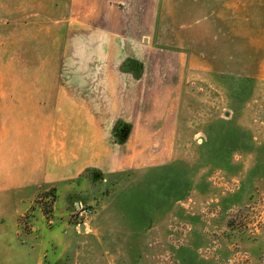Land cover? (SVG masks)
I'll return each instance as SVG.
<instances>
[{
  "label": "rangeland",
  "instance_id": "obj_1",
  "mask_svg": "<svg viewBox=\"0 0 264 264\" xmlns=\"http://www.w3.org/2000/svg\"><path fill=\"white\" fill-rule=\"evenodd\" d=\"M61 1L0 0L2 111L15 90L49 88L63 72ZM211 3L165 1L173 15L156 18L154 63L123 64L136 76L176 75L169 161L112 173L88 167L76 179L78 201L59 193L55 204L56 188L43 190L19 219L0 203V264H264V0ZM206 9L219 15H185ZM152 99L161 116L166 102ZM151 116L141 110L138 124ZM129 130L115 127V143ZM77 205L90 213L80 217ZM39 219L31 239L24 232ZM55 235L70 240L59 246Z\"/></svg>",
  "mask_w": 264,
  "mask_h": 264
},
{
  "label": "crops",
  "instance_id": "obj_2",
  "mask_svg": "<svg viewBox=\"0 0 264 264\" xmlns=\"http://www.w3.org/2000/svg\"><path fill=\"white\" fill-rule=\"evenodd\" d=\"M165 1L58 3L64 18L60 24L59 62L63 72L48 78L52 81L49 88L39 87L35 82L33 89L15 90L18 95H10L8 102L13 107L9 113L2 111L5 107L2 109L1 103L5 102L0 101V113H11L14 118L0 121V203L16 208L20 213H14L17 219L32 215L29 211L43 190L56 188L55 204L59 193H64L68 202L78 201L74 195L76 179L88 167L112 173L169 161L168 143L176 116L173 105L180 89L175 83L176 75L145 71L136 76L123 70L128 58L140 59L146 65L154 63L156 18L173 15L166 9ZM203 1L213 4L220 0ZM206 10L210 14L185 15H219ZM34 78L42 79L37 74ZM155 96L166 102L157 109L156 115L161 116L156 117V100L147 102L148 97ZM148 104L149 111L140 108ZM141 110L143 114L152 113L149 120H142L146 123L142 127L138 124ZM124 123L130 130L124 142L115 143L113 131ZM140 128L146 132L137 130ZM156 128L163 132H154ZM38 211L34 210V221L38 219ZM41 224L39 219L25 235L38 238L35 229H40ZM54 237L58 245L64 239L70 240V236Z\"/></svg>",
  "mask_w": 264,
  "mask_h": 264
},
{
  "label": "built area",
  "instance_id": "obj_3",
  "mask_svg": "<svg viewBox=\"0 0 264 264\" xmlns=\"http://www.w3.org/2000/svg\"><path fill=\"white\" fill-rule=\"evenodd\" d=\"M78 214L80 217L85 216L90 213V209H86L84 206L77 205Z\"/></svg>",
  "mask_w": 264,
  "mask_h": 264
},
{
  "label": "water",
  "instance_id": "obj_4",
  "mask_svg": "<svg viewBox=\"0 0 264 264\" xmlns=\"http://www.w3.org/2000/svg\"><path fill=\"white\" fill-rule=\"evenodd\" d=\"M81 229L83 230V229H84V227H83V226H81Z\"/></svg>",
  "mask_w": 264,
  "mask_h": 264
},
{
  "label": "trees",
  "instance_id": "obj_5",
  "mask_svg": "<svg viewBox=\"0 0 264 264\" xmlns=\"http://www.w3.org/2000/svg\"><path fill=\"white\" fill-rule=\"evenodd\" d=\"M239 139H240V137H239ZM238 138L236 139V140H239Z\"/></svg>",
  "mask_w": 264,
  "mask_h": 264
}]
</instances>
